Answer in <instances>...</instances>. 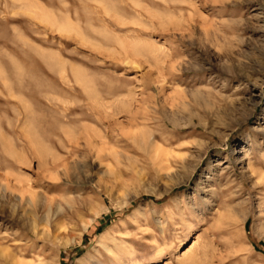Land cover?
Returning a JSON list of instances; mask_svg holds the SVG:
<instances>
[{
    "label": "rangeland",
    "instance_id": "1",
    "mask_svg": "<svg viewBox=\"0 0 264 264\" xmlns=\"http://www.w3.org/2000/svg\"><path fill=\"white\" fill-rule=\"evenodd\" d=\"M260 91L264 0H0V264H264Z\"/></svg>",
    "mask_w": 264,
    "mask_h": 264
},
{
    "label": "bare ground",
    "instance_id": "2",
    "mask_svg": "<svg viewBox=\"0 0 264 264\" xmlns=\"http://www.w3.org/2000/svg\"><path fill=\"white\" fill-rule=\"evenodd\" d=\"M261 92V91H260ZM258 96L260 97V99H263V94H262V92L261 93H259L258 94ZM59 164V163H58ZM58 164L56 165V163H55V167H58ZM29 188V187H28ZM30 189V188H29ZM25 197V196H24ZM35 203V202H34ZM190 248H188L187 250H189ZM193 261V260H192Z\"/></svg>",
    "mask_w": 264,
    "mask_h": 264
}]
</instances>
